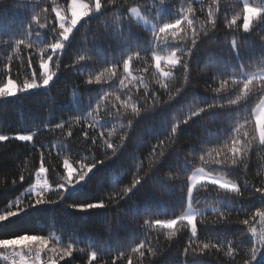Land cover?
Masks as SVG:
<instances>
[{
    "label": "trees",
    "instance_id": "16d2710c",
    "mask_svg": "<svg viewBox=\"0 0 264 264\" xmlns=\"http://www.w3.org/2000/svg\"><path fill=\"white\" fill-rule=\"evenodd\" d=\"M70 2L44 0L41 7L48 8V22L55 23L53 7L66 9ZM245 3L253 7L264 6V0H164V9L145 13L156 20L163 15L164 22H173L179 15L186 16L200 33L188 72L176 70L168 80L170 87L181 88L179 95L174 91L171 93L170 101L169 93L161 87L165 81L155 67L153 52L142 51L152 39V32L132 18L138 40L132 52L141 51V56L139 59L133 57L128 77L122 59L132 52L121 49L110 31L115 23L114 17L119 18L125 8L129 12L132 7L153 8V0H115L114 4H108L103 16L98 20L91 17L89 24L73 34L60 57L59 75L48 92L39 89L0 100V135L10 137L7 141H0V211L34 188L41 164L47 170L49 191L46 195L57 199L59 178L66 175L65 161L79 169L91 159H105L101 154L105 151L103 140L108 138L106 134L111 133L117 147L118 137L127 134L124 147L117 155L112 156L109 150L107 162L98 165L85 181L67 192L64 201L31 210L17 224L0 231V238H11L24 232L44 235L45 238L57 235L62 246H72V256L60 260L59 264H89L93 251L97 252L98 258L92 264H183L186 259L184 249L190 241L202 264H244L245 249L255 244L257 238L247 233L248 226L242 221L250 219L255 209L262 206L255 188L264 187V149L259 147L257 138L251 141L252 150L247 153L246 169L240 165L232 169L231 174L213 169L220 167L214 163L215 160H231L229 133L237 126V120L241 124L245 119L249 120L244 129L250 134L249 139L256 134L255 112L264 100V86L260 81L250 85L247 93L243 88V75L264 71V24H258L259 18L256 17L250 25L252 30L248 33L243 31ZM20 4L21 0H0V28L16 33V39L22 38L19 33L27 28L31 14ZM209 8L212 10L211 19ZM234 17L239 26L235 33L236 49L230 46L234 30L227 27L228 21ZM213 21L215 28L212 27ZM182 27L191 37L189 24L185 22ZM30 39L37 41V34L34 32ZM168 39L171 41L170 33ZM48 42H51V34L41 33L38 47L29 50L22 46L19 54L0 42V86L9 78L21 85L32 70L38 71L39 55L46 50ZM153 47L155 55L168 56L172 51L162 43ZM84 48L89 49L92 57L87 61L86 69L81 67L83 62L78 61V54ZM29 59L32 61L31 69ZM112 64L118 65L116 76L110 77L105 72L101 84L84 83L89 74L99 75ZM162 66L169 71L168 65ZM218 68L224 71L219 72ZM52 71L57 69L52 67ZM121 80L124 85L120 84ZM137 80L141 82L137 83ZM126 90L148 104L152 103L149 93H155L160 100L169 103L143 117L138 124L134 122L132 127L123 117L115 120L103 117V107L89 115L100 94L111 93L108 98L111 106L117 95L122 100L127 98L123 95ZM237 98V105H228V100ZM201 108L208 111L190 118L192 111L199 112ZM124 115L129 116L130 109ZM106 120L108 126L100 128L99 124ZM64 121L70 123L63 129L55 128L57 123ZM172 125L179 128L176 134L170 131ZM69 131L72 132L71 137L68 136ZM101 133L105 136L101 137ZM17 135H30L33 139L18 141L15 139ZM239 135L242 136L243 131ZM92 139L97 140V145L92 144ZM201 156L205 158L203 162ZM201 168L236 183L242 189L246 181L248 188L242 196L236 197L223 192L218 195L211 186L198 187L192 200L196 209H219L227 202L233 210L226 212L223 219L216 211L200 215L196 220L197 238L191 237L186 223H179L173 230L158 228L155 221L176 219L186 211L188 177ZM21 176L24 177L23 182ZM135 179L148 180L144 190L117 202L115 190L130 186ZM98 200H103L107 207L89 213L67 207L72 203ZM27 201L28 197H24L25 205ZM258 221L259 218L253 224L259 232L261 226ZM204 243L212 246L201 254L200 248ZM141 245L143 257L140 255ZM233 245L237 246L236 250L229 255ZM187 259H192L191 252ZM0 264H5L2 259Z\"/></svg>",
    "mask_w": 264,
    "mask_h": 264
},
{
    "label": "snow or ice",
    "instance_id": "6c2138e0",
    "mask_svg": "<svg viewBox=\"0 0 264 264\" xmlns=\"http://www.w3.org/2000/svg\"><path fill=\"white\" fill-rule=\"evenodd\" d=\"M43 2L44 0H21L20 6L30 10L31 13L27 22V28L19 33L22 38L16 39V33L0 28V42L5 44L9 49L14 48L17 54H19V50L22 46L27 47L29 50L34 47H38L39 44L37 41L39 40V35L41 33L51 34V42L46 43V50H42L41 54L39 55V70H32L30 76L25 81H23L21 85H18L14 79L9 78L3 86H0V98H2V100H5L9 97L21 96L22 94L28 93L35 89H46L48 92L50 82H53L54 79H56L59 75L60 57L73 34L78 28L80 29L84 27L85 24H89L90 21H92V19H90L91 17H97L98 20L100 16H103L108 10L107 5L114 4L115 0H105L104 3H102V0H93L92 3H83L81 0H71V5L69 8L63 10H61L58 6L52 8V11L55 13L53 18L55 23L48 22V8L41 7ZM153 2V8H149L147 6L132 7L130 12L128 8H125L123 12H121L119 18L114 17L115 23L111 26L110 31L114 34L115 39L119 42V47L121 49H126L129 52H132L133 47L138 43L132 23L133 17L139 19L141 17V12L151 13L157 9H164V0H153ZM189 11H192L191 7H189ZM124 13H128V15L125 16ZM243 13L242 27L245 33H248L252 30L250 24L254 17L259 18L258 24H264V6L253 7L248 3H245L243 7ZM208 16L211 19V8H209ZM82 20L83 24L81 23ZM185 22H187L190 28H192L191 37L187 36L185 30L182 27ZM212 27H216L214 21L212 22ZM227 27L234 30V35L230 46L233 49H236L238 47V43L237 39L235 38V33L239 28L237 24V18L234 17L228 21ZM149 30L152 32V39L147 42V46L142 51L145 53L149 51L153 52V59L156 62L155 67L157 69H160L162 61L168 65L169 71L161 72V75L164 77L165 81L162 83L161 87L165 92L169 93L170 101L172 99L171 93L174 91L176 95H179L181 88L170 87L168 80L173 77V72L176 70H181L185 74L188 72L189 62L194 55L200 33L195 30L191 21L183 15H179L173 22H164V16L160 15L159 19H157L156 22L151 25ZM34 32L37 34V41L30 39ZM169 33L171 34V41L168 39ZM5 36L7 39H2ZM158 43H162L172 49L167 57L162 58L161 56L154 54L153 46ZM140 56L141 51H134L131 55H128L126 59H122L123 69L126 76L130 77L131 75L129 68L133 57L139 59ZM10 58L11 57H9V59ZM91 58V53L88 48H84L82 52L78 54V61L83 62L81 67L85 69L87 61ZM105 63H107V61H105ZM28 66L31 69V59L28 60ZM52 67H55L57 71H52ZM117 67V64H112L111 67H106L104 72H101L99 75L93 76L92 74H89L84 83L86 85H93L94 83L101 84L105 72L108 73L110 77L117 75ZM240 68L242 70L243 65H241ZM145 71H147V69H145ZM217 71L222 72L224 70L218 68ZM242 79L245 93H247L249 86L252 85L257 79H259L261 86H264V75H243ZM140 82V80H137V83ZM224 83L226 84L228 81H224ZM120 84L124 85V81L121 80ZM223 86L224 85L221 84V88H223ZM110 95L111 93L108 92L100 94L99 99L96 101L95 108H91L90 103L89 107L91 108V111L89 112V115L103 107V112L101 113L103 117L114 120L121 119L123 117L129 127H132L134 122L135 124H138V121H140L143 117L163 109L164 106L169 103V101L160 100L155 93H149L152 98V103L148 104L146 102H142L139 97H134L130 93V90H126L123 94L127 97L126 99L122 100L121 96L117 95L115 97V102L109 106L108 98ZM238 102L239 98L230 99L227 103L228 105H237ZM209 107L211 108L213 106ZM221 107H223V105H221ZM261 108H264V104L261 105ZM121 109H123V113L121 112ZM129 109L130 115L125 116L124 114L128 113ZM207 111L208 110L204 108H201L199 112L192 111L190 118L192 116H198L200 113H206ZM233 119H235V117H233ZM68 123L70 122L64 121L63 123H57L55 128L63 129ZM184 123H187V121H184ZM248 123V119H245L243 124L237 120V126L232 128L229 133V138L231 140V160H215L214 163L220 167L218 169H213V171L231 174V170L239 168L240 165H244V168L246 169L247 165L245 164V161L248 158L247 153L252 150V140H256L258 138L259 147L264 149V111H258L255 114V120L253 123L254 132L256 134L252 135L251 139H249L250 134L247 131H244L245 125ZM106 126H108V120H106V122L103 124H99L100 128ZM170 131L171 133L176 134L179 131V128L177 125H172ZM242 131L243 135L241 136L239 133ZM106 135L108 138L103 140V147L105 151L101 154L105 157V159H91L90 162L82 164L79 169H74L68 164L67 161L64 162L66 175L59 178L60 182L58 183L56 191L57 199H52L50 196L46 195V193L49 191V184L47 181L41 182L40 174L46 172L47 170L43 164H41L39 171L37 172L36 187L28 192H25L23 196L18 197L15 201L9 203V205L3 211H0V231H4L17 224V222L22 217L27 216V214L33 209L42 206L55 205L64 201V197L67 192H69L76 185L80 184L82 181H85L89 176V173L94 168L107 162L106 158L108 156L109 150L112 156H116L120 148L124 147L127 134L125 136L118 137L119 147H117L116 143L113 142L111 133H107ZM68 136H72L71 131L68 132ZM104 136L105 134L101 133V137ZM85 137H87V133H85ZM9 139L10 137L7 135H0V141H7ZM15 139L26 142L31 141L33 137L30 135H17L15 136ZM91 142L93 145H97L98 143L96 139H92ZM161 156H163V153H161ZM204 159V156L200 157L202 162ZM169 179H172V177H169ZM20 180L23 182L24 177L21 176ZM147 182V179L144 181L135 179L134 182L130 184V186L125 187L122 190L117 188L115 190L117 195L114 197V199L117 202L119 200L129 199L131 195H134L138 191H143ZM209 186L214 188L218 195L223 192L231 193L236 197L242 196L244 194V190L248 188L246 181L244 184V189H242L236 183H231L230 181H226L219 176L205 173L201 168L188 177L187 194L189 203H191V201L194 199V188H208ZM255 193L259 194L262 206L256 208L252 213L251 218L243 220L242 223L248 226L247 233L257 239L255 244H253L250 248L245 249L246 259L244 260V264H264V187L255 188ZM24 197H28L26 205L23 203ZM67 207L81 213H89L94 209H105L107 205L103 200H98L95 202L84 201L80 203H72L67 205ZM232 210L233 209L230 204L226 202L221 208L210 209L209 211L218 212L220 218L223 219L225 213L231 212ZM197 214L202 215L203 213H197L190 207L186 215L167 221L157 220L155 223L157 225L162 224L164 227L171 229L177 223L184 224L186 222L187 225L190 226L191 237L197 238V224L194 222ZM257 218H259L258 222L261 226V230L259 232L256 226L253 224V221H256ZM48 244L49 241L44 235L29 234L28 232H24L23 234H14L11 238H0V250H3V252H0V258H2L5 264H7L9 261H11V264H27L25 256L32 254L34 256V261L39 262L41 261V253L46 251ZM210 246L212 245L209 243H204L200 248V253L203 254L204 250L208 249ZM236 247V245H233L232 248L229 249V255L235 252ZM140 248V255L143 257V245H141ZM51 251L56 253L57 250L56 248H52ZM189 252H191L192 255L191 260L187 259ZM184 255L186 259L183 261V264H202L197 255V250L192 246L191 241L189 242V246L184 249ZM65 256H72V246L70 244L63 246V251L57 256V259L48 258L46 264H57V261L64 259ZM17 257L19 260H17ZM97 258V252H91L89 264H92V262Z\"/></svg>",
    "mask_w": 264,
    "mask_h": 264
},
{
    "label": "rangeland",
    "instance_id": "374dc122",
    "mask_svg": "<svg viewBox=\"0 0 264 264\" xmlns=\"http://www.w3.org/2000/svg\"><path fill=\"white\" fill-rule=\"evenodd\" d=\"M81 2H83V3H92L93 2V0H90L89 2H87V1H85V0H81ZM70 5H71V2H70ZM69 5V6H70ZM61 10H63V8H61V7H59ZM69 15H70V11H69ZM256 17H254L253 19H255ZM133 19L138 23V24H140L142 27H144L147 31H150L149 29H150V27H151V25L152 24H154L155 22H156V19H153L152 17H149L148 15H146L144 12H141V17L138 19V18H136V17H133ZM253 21V20H252ZM252 21H251V23H252ZM83 22V20L81 21V23ZM251 25V24H250ZM151 32V31H150ZM158 56H161V55H158ZM162 58H164V57H167V56H161ZM163 64H166V63H164L163 61L161 62V66H160V69H158L159 70V72L161 73L162 71H165L164 70V68H163ZM167 65V64H166ZM129 72L131 73V65H130V68H129ZM259 75H264V71H260V72H256L255 74H252V75H250V76H259ZM256 81H259V79H257ZM51 83L52 82H50V85H51ZM36 90H39V89H35V90H31L30 92H32V91H36ZM42 90V89H41ZM30 92H28V93H30ZM25 94H27V93H25ZM23 95V94H22ZM18 97V96H17ZM9 98H16V97H9ZM9 98H7V99H9ZM7 99H5V100H7ZM0 100H2V98H0ZM262 104H264V100H263V102L260 104V106L257 108V110H256V112H255V114L258 112V111H264V108H261V105ZM196 171H198V170H196ZM195 171V172H196ZM204 171V170H203ZM194 172V173H195ZM205 173H208V172H206V171H204ZM210 174V173H209ZM211 175H213V174H211ZM215 176H218V175H215ZM220 178H222V179H224V180H226V181H230V180H228V179H226V178H224V177H222V176H219ZM40 178H41V182H43V181H47V177H46V172H44V173H41L40 174ZM36 182H37V179H36ZM231 182V181H230ZM231 183H234V182H231ZM34 187H36V184H35V186ZM198 188V187H197ZM197 188H194L193 189V195H194V192H195V190L197 189ZM38 190V189H37ZM192 208L193 210H195L197 213H206V212H208L210 209H212V208H205V209H196L194 206H193V204H192V201H191V203H189V199H188V204H187V207H186V211L181 215V216H183V215H186L187 214V212H188V209L189 208ZM201 214H197L196 215V217H195V223H196V220H197V218L200 216ZM177 219V218H176ZM186 223V222H185ZM179 223H177L176 225H174L171 229H169V228H166V227H164L162 224L161 225H157L156 224V226L158 227V228H160V229H164V230H173V229H175L176 228V226L178 225ZM187 224V223H186ZM190 227V226H189ZM46 239H48V241H49V244H48V248L46 249V251L44 252V253H41V261H39V262H37V261H34V256L32 255V254H29V255H26L25 256V260L27 261V264H46V262L48 261V258H52V259H57V256L63 251V246H62V244H61V238L60 237H58L57 235H52L50 238H46ZM52 248H56V253H53L52 251H51V249ZM0 252H3V250H0ZM65 257H67V256H65ZM64 257V258H65ZM0 259H2V258H0ZM17 260H19V258L17 257ZM3 261V260H2ZM59 261L60 260H58L57 261V264H59ZM5 263V262H4ZM7 264H11V261H9V262H7Z\"/></svg>",
    "mask_w": 264,
    "mask_h": 264
}]
</instances>
